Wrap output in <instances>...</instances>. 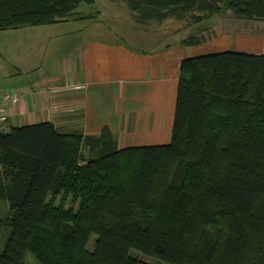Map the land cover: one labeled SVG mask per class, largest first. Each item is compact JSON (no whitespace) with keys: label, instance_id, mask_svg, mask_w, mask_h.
I'll use <instances>...</instances> for the list:
<instances>
[{"label":"trees","instance_id":"obj_1","mask_svg":"<svg viewBox=\"0 0 264 264\" xmlns=\"http://www.w3.org/2000/svg\"><path fill=\"white\" fill-rule=\"evenodd\" d=\"M112 1L139 23L264 20V0ZM83 3L0 0V30L85 19ZM1 200L0 264H27V250L41 264H264V54L182 59L165 144L121 147L108 126L51 121L0 131Z\"/></svg>","mask_w":264,"mask_h":264},{"label":"crops","instance_id":"obj_2","mask_svg":"<svg viewBox=\"0 0 264 264\" xmlns=\"http://www.w3.org/2000/svg\"><path fill=\"white\" fill-rule=\"evenodd\" d=\"M256 45L241 42L238 50L252 48L264 54V36ZM71 50L55 74L30 80L20 91L18 105L2 104L12 122L10 116L19 114L25 116V124L51 121L62 131L85 134H98L108 126L121 147L169 141L179 65L185 53L180 56L181 51L168 50L140 55L120 44L97 40ZM190 56H195L191 50ZM7 123L3 125L8 129Z\"/></svg>","mask_w":264,"mask_h":264},{"label":"rangeland","instance_id":"obj_3","mask_svg":"<svg viewBox=\"0 0 264 264\" xmlns=\"http://www.w3.org/2000/svg\"><path fill=\"white\" fill-rule=\"evenodd\" d=\"M77 11L87 17L76 21L0 30V90L16 88L24 91L30 80L52 76L59 70L62 58L71 55L72 46L88 41L120 44L140 55L179 50L180 56L185 53L186 58L189 50L199 56L210 52L239 51L241 42L252 43L257 47L256 43L264 36V20L238 18L231 11L199 22L168 18L163 21L152 19L145 23L135 21L134 13L126 5L112 0H94L92 5L83 3ZM193 36V40L199 38L200 42L188 45L185 40ZM248 49L249 53L255 52L252 48ZM10 117L13 122L7 118L6 123L11 121L8 125L22 126L26 123L25 116L15 114ZM8 211L9 202L1 200L0 217H4ZM8 236L9 229H2L0 252ZM95 238V234L90 237L88 249H93ZM24 261L27 264H41L29 250L25 251Z\"/></svg>","mask_w":264,"mask_h":264},{"label":"built area","instance_id":"obj_4","mask_svg":"<svg viewBox=\"0 0 264 264\" xmlns=\"http://www.w3.org/2000/svg\"><path fill=\"white\" fill-rule=\"evenodd\" d=\"M21 96L22 93L16 88H12L8 91L0 90V103L8 107H10V105H17L21 100ZM8 117L9 115L6 113V108L2 106V108H0V131L7 129L4 127L3 123Z\"/></svg>","mask_w":264,"mask_h":264}]
</instances>
